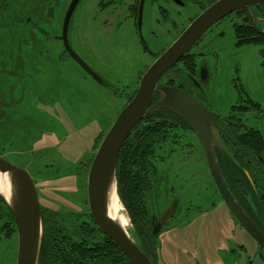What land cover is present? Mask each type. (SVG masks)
<instances>
[{"label":"rangeland","instance_id":"374dc122","mask_svg":"<svg viewBox=\"0 0 264 264\" xmlns=\"http://www.w3.org/2000/svg\"><path fill=\"white\" fill-rule=\"evenodd\" d=\"M69 2L0 0V156L30 173L40 206L62 215L60 221L68 226L77 224V218L89 212L87 173L102 137L133 95L158 50L188 24L192 12H197L195 3L189 0L184 6L145 0L142 36L151 50L147 52L139 44L128 7L133 3L135 12L138 0H79L70 19L68 39L103 80L99 83L66 53L57 37ZM160 3L172 11L166 19L158 10ZM158 18L164 19L159 20L161 25L156 22ZM243 18L237 13L224 17L191 48L195 62L203 63L207 70L197 88L186 82L188 70L182 61L160 81L172 80L177 85L183 80L184 86L188 85L219 118L233 104L248 108L245 98L249 96L260 110L249 107L245 114L234 110L238 114L232 122L238 132L256 126L264 136L263 45L235 44L233 24L243 23ZM258 20L264 22L260 17ZM181 138L189 143L171 144L167 150L173 148L171 155L179 156L175 150L178 147L181 158L187 159L178 160L176 165L170 161L159 165L164 176L172 179L162 186L159 203L161 207L170 205L171 185L179 191L180 204H191L194 211L188 224H178L160 234V262L221 264L220 259L229 255L228 247L241 242L246 248L233 259L235 264H264L256 254L255 240L221 198L195 133L185 130ZM199 206L202 213L196 211ZM150 209L154 211L155 205ZM6 214L0 209V264H15L16 225Z\"/></svg>","mask_w":264,"mask_h":264},{"label":"water","instance_id":"95a60500","mask_svg":"<svg viewBox=\"0 0 264 264\" xmlns=\"http://www.w3.org/2000/svg\"><path fill=\"white\" fill-rule=\"evenodd\" d=\"M144 1L139 0L138 4L137 32L146 45L142 36ZM78 2L79 0H70L63 17L61 34L57 37L62 41L66 53L94 80L103 83L99 75L72 48L68 39L70 19ZM261 3H264V0H214L206 6L146 67L133 95L102 137L87 173L88 209L96 226L122 251L130 264L155 263L127 227L109 215L108 201L113 191L120 201L116 186V162L123 142L140 120L158 109L171 110L190 125L200 142L211 177L225 205L264 249L263 231L235 197L222 172L217 150L234 162L235 157L221 135L213 113L183 88L160 82L165 72L173 67L211 26L235 10L244 11L248 24L258 33L264 34V27L257 23L251 9V6ZM155 93H158V97L152 101ZM0 172L6 174L9 180L8 192L0 191V195L16 225L18 242L15 264H37L43 235V215L33 178L25 168L2 156Z\"/></svg>","mask_w":264,"mask_h":264},{"label":"trees","instance_id":"16d2710c","mask_svg":"<svg viewBox=\"0 0 264 264\" xmlns=\"http://www.w3.org/2000/svg\"><path fill=\"white\" fill-rule=\"evenodd\" d=\"M251 9L257 23L264 27V22L258 20V17L264 19V3L253 5ZM232 13L244 15L243 23L233 24L235 44L263 45L260 57L264 65V34L258 33L248 24L244 11L235 10ZM180 61L187 72L195 69L194 54L189 51L178 62ZM171 82L172 80H168L167 83L172 85ZM157 97L158 93H155L152 101ZM245 101L249 107L260 110V105L249 96H246ZM249 107L233 104L225 116L221 118L216 116V125L219 127L223 124L225 127V132L220 133L234 154L235 162L218 150L217 157L232 192L243 208H249L248 196L254 201L257 218L264 232V136L256 126H247L248 128L238 132L233 124L235 122H232L234 119H231L238 114H233L236 112L234 110L245 114ZM181 130L192 131L186 120L175 112L158 109L146 115L134 126L117 157V193L132 226L129 232L143 250L144 238L146 241L147 238L151 240V247L157 242L156 235L153 232L150 235L153 217L150 207L155 205L153 193L163 181V172L158 169L159 155L155 152L168 148L171 144H181L185 141L179 139L181 135L183 137V134L179 133ZM0 209H5L10 223L15 224L1 195ZM42 215L43 235L37 264H130L122 251L96 226L88 211L87 216L81 214L77 218V224L70 226L61 222L62 215L52 210L42 208Z\"/></svg>","mask_w":264,"mask_h":264},{"label":"flooded vegetation","instance_id":"af4514ba","mask_svg":"<svg viewBox=\"0 0 264 264\" xmlns=\"http://www.w3.org/2000/svg\"><path fill=\"white\" fill-rule=\"evenodd\" d=\"M154 1H157V0H154ZM189 1H192V2L195 3V8L197 9V12L196 11L195 12H192L189 15L188 23L199 12H201L206 6H208L214 0H207L206 3L200 2L198 0H189ZM138 4H139V0H138ZM138 4H136V10H135V12H134L135 6L133 5V3H131L128 7L130 8V11H131V13L133 15L132 18L134 20L135 30H136V33H137V36H138V39H139V44H140L142 50L143 51H147V52H151V50L149 49L148 45L147 44L145 45L141 41V39H140V37L138 35V32H137ZM163 4L164 5L165 4H175V5L181 4L180 6H184V5H186V0H163ZM163 4L160 3L157 6H158V10H159L160 14L163 16L164 19H166V18H168L169 13L172 12V11L169 12V9L166 6H164ZM111 6L112 5L109 4V7H111ZM163 18L156 19V22L159 24V20L160 21L161 20H164ZM159 25H161V23ZM172 25H174V24H172ZM174 27L177 28L176 25H174ZM184 27H185V25L181 26V28L177 30V34L175 32L176 36L183 30ZM150 32L152 33L153 32V29H150ZM171 42H169V43H171ZM169 43L166 46H163L160 50H158L159 51V54L169 45ZM190 50H189V52H190ZM190 53L194 54V52H190ZM195 56H196V54H195ZM195 63H196L195 69L192 72H187V75L185 77L186 78L185 79L186 82L191 86V88H197L198 87V85H196L197 82H200V81L204 80L206 78V76H207V70H206L205 66L203 65V63H198V64H197V62H195ZM167 72H165V74ZM161 83H163V82H161ZM163 84H168V83L166 82V83H163ZM175 86H178V87L183 88L189 94H191L193 97H195L197 99L196 94L195 93H192V90L189 89L188 85H187V87L184 86L183 80L178 81L177 82V85H175ZM233 114H235V113H233ZM216 116H218V115H214L215 119H217ZM216 122H217V120H216ZM218 128H219V131H222V132L224 131L225 132V127L223 125L219 126ZM182 131L184 133V130H182ZM185 143H189V141L185 140L181 144H185ZM176 149H178V151ZM180 149H182V147ZM172 150H173V148H169L167 150L166 147L163 148V149L156 150L155 154H158L159 155V157H157L158 169L161 168V166H159V165H161L162 162L167 163L168 161H170V164H175L176 165V163H177L178 160H180V159L181 160H185V158L187 159V157L181 158L182 156H180V154H181V151L182 150L179 151V148L178 147H176L175 150L177 151V154L179 156H172L171 155L172 154ZM161 153H164V154H161ZM160 155L162 157H160ZM162 175H163V181L160 183V186H159L158 190H156L153 193L154 202H155V210L154 211L152 210V213H153L152 216L153 217H152V222H151L150 235H151V232H153L156 235V241L158 240V237L160 236V234H162L164 232H167L171 228L177 227L178 224H179V227L180 226L183 227L184 225L188 224L189 219L192 217L190 215V213H192L194 211L191 204L190 205L189 204L188 205H183L184 204V201H182V204H180V198L178 196L179 195L178 194L179 191L178 190L175 191L174 190V187L173 186L171 187V185L168 186V189L170 188L169 189L170 194L172 195V198H171V201H170V205H168L166 207H161L160 206L161 203H159V199H160V196L162 194V186L164 184H167L168 185V181H169V179H171V177H169V176H166V175L164 176V174H162ZM171 176H172V174H171ZM247 203H248L249 208L248 207L245 208L246 209L245 211L249 214V216L251 217V219L261 229L260 221L257 218V209H256V206L254 205V201L252 200V198H250L249 196H248ZM199 207H197L198 210H196V211L202 213L203 210L201 211V207L200 208ZM41 210H42V207H41ZM233 217L235 218L234 215H233ZM236 221L242 227V225L239 223V221L237 219H236ZM150 235H149V237H150ZM143 240L145 241V242L144 241L142 242V244L144 246V251L152 258V260H154V263L155 264H162L163 261L160 262V258L161 257H160V249H158L159 248L158 247V243L156 242L155 245L153 247H151V240L150 239L147 238V241H146V238H144ZM255 243H256V246H257V249H258V252L256 254L258 256H260L264 260V249L260 247V245L258 244V242L256 240H255ZM245 248L246 247L241 242H238L237 244L232 245L231 247H228V249H229V255H227L223 259H220L221 264H235V260H233V259L239 255V252H243L245 250ZM197 264H199V263H197ZM209 264H214V262L213 263H209Z\"/></svg>","mask_w":264,"mask_h":264},{"label":"bare ground","instance_id":"6f19581e","mask_svg":"<svg viewBox=\"0 0 264 264\" xmlns=\"http://www.w3.org/2000/svg\"><path fill=\"white\" fill-rule=\"evenodd\" d=\"M9 180L6 174L0 172V191L8 192ZM122 205L118 200L116 193L113 191V194L110 196L108 201V213L109 215L120 221L121 224L126 228L128 226V220L125 212L122 209Z\"/></svg>","mask_w":264,"mask_h":264}]
</instances>
